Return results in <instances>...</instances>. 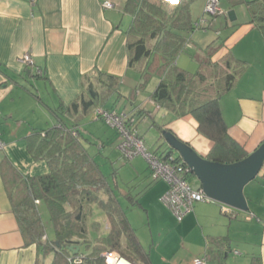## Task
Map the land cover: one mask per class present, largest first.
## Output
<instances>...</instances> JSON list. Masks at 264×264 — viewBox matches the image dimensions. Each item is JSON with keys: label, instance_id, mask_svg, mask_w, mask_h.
Segmentation results:
<instances>
[{"label": "crops", "instance_id": "1", "mask_svg": "<svg viewBox=\"0 0 264 264\" xmlns=\"http://www.w3.org/2000/svg\"><path fill=\"white\" fill-rule=\"evenodd\" d=\"M104 1L0 0V133L7 144L0 151V264H37L38 260L48 264L53 259V254L45 257L36 243L26 242L1 162L7 158L26 174L49 172L47 161L36 159L29 150V137L34 130L58 123L55 110L78 97L86 74L102 71L120 78L121 97L112 95L105 108L123 114L144 109L136 130L146 145L145 135L138 130L141 121L146 123V136H156V143L149 150L162 144L165 129L206 158L213 147V142L198 131V122L192 115L177 116L151 98L159 77L149 80L157 77L145 94L142 92L149 82L133 92L142 79L139 69L130 67L128 62L126 30L132 16L123 10L126 0H109L114 4L112 8H104ZM192 2L191 14L204 4ZM240 24L237 40L226 42L214 59L231 51L237 59L248 63L237 85L222 96L220 104L230 135L250 154L264 142V36L249 22ZM26 52L35 65L20 62ZM186 63L180 55L178 66L185 69ZM37 68L44 72L43 77L36 76ZM120 103L122 107L118 106ZM65 121L72 124L68 118ZM83 128L90 137L82 132V141L83 137L95 143L112 141V128L96 118L93 110L83 117L81 131ZM146 171V175L151 173L149 165ZM116 173L118 176L117 170ZM133 186L124 193L115 189V193L127 209L129 222L147 254V264H192L195 257L201 256L207 257L208 264H264V168L244 189L249 211L204 201L198 202L182 221L161 202L169 187L167 182L154 184L146 193L134 190ZM134 198H138L137 202ZM104 228L108 226L105 224Z\"/></svg>", "mask_w": 264, "mask_h": 264}, {"label": "trees", "instance_id": "2", "mask_svg": "<svg viewBox=\"0 0 264 264\" xmlns=\"http://www.w3.org/2000/svg\"><path fill=\"white\" fill-rule=\"evenodd\" d=\"M191 2L125 1L123 10L132 16V23L126 30L128 62L130 67L139 69L142 79L133 92L139 91L152 77H159L151 98L177 116L190 114L197 120L198 131L213 142L207 159L234 163L246 158L249 153L230 135L220 101L237 85L248 63L237 59L231 51L214 59L226 44V39H216L206 46L201 55H195L199 64L197 71L178 66V57L193 42L190 35L199 28L210 27L201 19H193ZM230 2L245 3L250 13L249 23L264 36V0ZM218 14L220 12L214 15ZM237 25L240 23H233V26ZM35 74L44 76V72ZM120 85L118 76L106 72L86 74L78 97L55 110L58 123L44 130H34L29 137L28 148L36 159L47 161L48 173L26 174L7 158L1 162L13 210L26 242L36 243L45 257L53 254L48 264H107L104 254L108 251L119 252L133 262L147 264V254L129 222L127 209L115 193L116 171L113 173V188L81 139L83 117L97 107L105 108L112 95L121 97ZM125 115L129 129L143 138L136 126L144 116V109ZM153 152L163 160L187 165L177 152L163 143ZM191 175H194L191 170L185 173L187 180ZM134 199L137 202L138 198ZM41 204L48 207L53 238L47 234ZM95 208L106 215L108 229L105 232L100 230L102 226ZM75 243L80 245L78 253L70 250ZM37 264L46 263L38 260Z\"/></svg>", "mask_w": 264, "mask_h": 264}, {"label": "rangeland", "instance_id": "3", "mask_svg": "<svg viewBox=\"0 0 264 264\" xmlns=\"http://www.w3.org/2000/svg\"><path fill=\"white\" fill-rule=\"evenodd\" d=\"M195 2L196 1L192 2V4H194ZM197 2H201V4L203 3L204 4L199 11L198 10L193 11L192 13L193 19L196 21L198 20L200 21V19L201 20L203 19V24L209 25L210 27L207 29L199 28L195 30L190 35L193 42L190 44V46H188L189 48H187L186 51L180 54L183 57V59L187 60L188 62L186 63L188 64V66L187 67L185 66L186 67L185 69L193 72L197 71L199 68L198 61L197 59H195L196 54L201 55L203 51H205L206 46L216 39L218 41L219 40L223 41V39H226V42L228 44L234 43V41L237 40V38L239 37L238 36L240 32L239 26H241V24L237 26H233V23L236 22L245 23L250 21V13L245 3L232 4L230 0H221L220 5L222 6L223 12L218 15H214L206 10L208 0H203V2L202 0H197ZM234 9L236 12L235 14H234ZM126 16L125 17L127 18V20L128 19L131 20V17L129 18V15ZM155 78H153V80H151L148 83L149 85L146 91L143 92L141 91L143 94H145V92H147L151 88L152 84L155 81ZM125 99L126 98L124 97L123 101ZM119 102H121V100H119ZM118 106L122 107L123 105L122 103H120L118 104ZM107 126L109 125L107 124ZM145 126L146 123H143V121H141L139 123L138 130L140 131V133H143L145 135L147 141V148L149 149V147H151L153 143H156V140L154 139L156 136H153V139H151L150 136L148 135L146 136L145 133H147V131ZM111 128H112V138H111L112 141L110 142L106 141V143L104 142L103 144L101 142L102 140H95L97 141L96 144L95 142L88 141L86 137H83V141H84L83 143L90 150L91 154L94 155L95 159L100 164L102 172L108 177V180L112 184L113 188H115L113 173L116 170L118 171L117 177L119 178L118 187L116 188V190L119 193L121 192L124 193L123 191H126L129 187H131V185H134L133 186L134 190L141 192L144 191L143 193H146V191H148L154 184L158 182H166L163 179H160L156 182L152 181L153 178L151 174L146 175L149 172L146 171V168L149 165V163L144 156L139 155L133 159H128L123 157L122 150L119 147L120 143L122 142V136L120 135L118 129L114 127ZM113 130H116L114 131L117 132L116 136L114 135ZM82 132L87 137H90L89 132L84 130V128L82 129ZM152 133L155 134V131H153ZM155 145L159 147V143ZM136 158H138V160H135ZM133 160H135L134 161L135 164H132ZM135 167L137 168V170ZM188 182L192 186L200 185V181L198 180L196 175H191L188 179ZM161 202H163L162 199ZM40 208H41L43 222L46 225L47 234L49 235V237L53 238L54 232H53V227H52L48 207L45 204H42ZM95 213L98 214L100 219V225L102 226L100 227V230H102V232H105L106 231L104 228L105 224L108 226L106 215L103 213L101 209H97V208H95ZM97 233L98 232H96L95 234ZM119 255L122 256L120 253Z\"/></svg>", "mask_w": 264, "mask_h": 264}, {"label": "built area", "instance_id": "4", "mask_svg": "<svg viewBox=\"0 0 264 264\" xmlns=\"http://www.w3.org/2000/svg\"><path fill=\"white\" fill-rule=\"evenodd\" d=\"M221 0H208L206 10L212 14L222 13L220 5ZM104 8L114 7L113 2L106 0L103 2ZM203 22V19L201 20ZM20 62L24 65H35L34 60L29 52L23 54ZM37 73L42 74V70L37 68ZM93 114L96 118L103 119L110 126L119 130L122 136V142L119 147L122 154L128 159H133L139 155L146 158L150 166V174L153 180L163 179L168 183V190L162 196V201L172 211L178 221L194 211L197 202L209 200L201 188H194L185 177V173L190 171L189 167L183 162H171L163 160L153 151L147 148L145 140L140 138L136 131H131L126 124V115L116 110H110L103 107H97ZM7 147L6 142L2 139L0 133V151ZM107 264H118L123 259L115 251L105 252ZM124 260V259H123ZM192 264H208L207 257H195Z\"/></svg>", "mask_w": 264, "mask_h": 264}, {"label": "water", "instance_id": "5", "mask_svg": "<svg viewBox=\"0 0 264 264\" xmlns=\"http://www.w3.org/2000/svg\"><path fill=\"white\" fill-rule=\"evenodd\" d=\"M161 138L162 143L177 152L191 172L196 175L200 181V188L209 200L218 202L229 209L249 211L244 189L260 175L264 168V142L246 158L234 163H222L202 156L193 146L169 129L162 131ZM56 243L58 244V241ZM70 250L78 253L80 245L72 244ZM121 258L129 264H134L122 256Z\"/></svg>", "mask_w": 264, "mask_h": 264}, {"label": "bare ground", "instance_id": "6", "mask_svg": "<svg viewBox=\"0 0 264 264\" xmlns=\"http://www.w3.org/2000/svg\"><path fill=\"white\" fill-rule=\"evenodd\" d=\"M118 264H129V263L126 260L121 259L118 261Z\"/></svg>", "mask_w": 264, "mask_h": 264}]
</instances>
